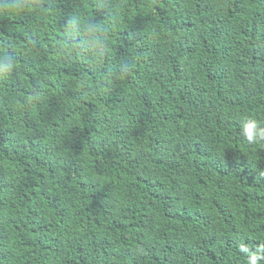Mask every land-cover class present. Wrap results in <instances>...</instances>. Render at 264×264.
I'll list each match as a JSON object with an SVG mask.
<instances>
[{
  "label": "trees",
  "instance_id": "trees-1",
  "mask_svg": "<svg viewBox=\"0 0 264 264\" xmlns=\"http://www.w3.org/2000/svg\"><path fill=\"white\" fill-rule=\"evenodd\" d=\"M25 2L0 0V264L264 256V0Z\"/></svg>",
  "mask_w": 264,
  "mask_h": 264
},
{
  "label": "clouds",
  "instance_id": "clouds-1",
  "mask_svg": "<svg viewBox=\"0 0 264 264\" xmlns=\"http://www.w3.org/2000/svg\"><path fill=\"white\" fill-rule=\"evenodd\" d=\"M10 9H19V10H35V5L31 0H27L25 3H20L16 5H9ZM76 24H82L85 27V30L95 36V33L98 31V28L83 20L80 16H75L73 21L70 22L68 31L71 32L74 30ZM100 38L96 37V42L99 43ZM0 63H4L6 66H11V61L8 56H3L0 58ZM240 134L248 144H264V126H261L257 120L253 118H247L241 121L240 124ZM241 251L248 253L249 249L245 246H241ZM261 252H264V246H262ZM264 259V256H261L258 253H251L249 256L248 264H260V260Z\"/></svg>",
  "mask_w": 264,
  "mask_h": 264
}]
</instances>
